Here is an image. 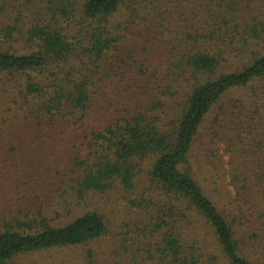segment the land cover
Returning <instances> with one entry per match:
<instances>
[{
	"label": "trees",
	"instance_id": "16d2710c",
	"mask_svg": "<svg viewBox=\"0 0 264 264\" xmlns=\"http://www.w3.org/2000/svg\"><path fill=\"white\" fill-rule=\"evenodd\" d=\"M166 1L169 13L157 10L150 18L140 10L159 9V0H0V137L23 135L34 142L19 155L10 145L11 160L1 156L0 145V163L28 162L30 176L21 183L31 193L75 171L79 196L105 192L114 182L123 191L137 190L130 203L151 216L143 228L148 239L143 253L154 264H264L263 213L252 223L242 206L257 196L264 200L263 148L257 146L243 171L233 175L234 198L228 203L189 167L211 107L229 91L264 80V21L226 12L222 8L230 4L221 0H205L188 11L182 5L187 0ZM121 10L127 18L114 17ZM177 13L176 29L163 24ZM140 23L141 33L151 38L138 52L123 49L125 35L140 34L135 30ZM157 34L169 38L160 42ZM261 94L251 101L262 105ZM90 112L107 121L83 126L89 155L73 150L62 172L53 162L44 167L39 157L46 140L53 139L56 144L48 143L58 149L65 139L58 124L84 122ZM224 115L221 109L216 117ZM253 123L254 131L261 130ZM105 228L97 212L55 225L39 215L2 220L0 264L81 245ZM88 256L92 262L90 251Z\"/></svg>",
	"mask_w": 264,
	"mask_h": 264
},
{
	"label": "rangeland",
	"instance_id": "374dc122",
	"mask_svg": "<svg viewBox=\"0 0 264 264\" xmlns=\"http://www.w3.org/2000/svg\"><path fill=\"white\" fill-rule=\"evenodd\" d=\"M204 1L187 0L182 5L188 11L196 4H203ZM217 1L212 0V3L216 4ZM221 2L231 5L228 8H222L226 12L238 16L248 13L264 21V0H221ZM143 5L145 6V3ZM221 6L228 5L222 4ZM142 7L138 5L137 8ZM168 7L169 2L159 0V9L147 6L145 12L143 9L140 11L143 16L152 18L157 10H160L162 14H168ZM172 10L177 9L172 5ZM127 16V11L121 10L114 17L125 19ZM164 23L167 26L169 23L171 28L176 29L181 23L178 13L168 21L163 20ZM112 24L115 26L116 23ZM142 26L141 23L138 24L135 30L140 34L136 33L135 37L125 35L121 45L123 49L133 48L135 52H138L144 46L143 40L151 38V34L144 29L141 33ZM152 32L155 33L154 30ZM157 35V40L160 42L169 38L168 34ZM155 62L153 59L152 63ZM263 92L264 80H258L246 87L231 90L222 96L211 107L192 145L189 154V167L192 174L208 190L209 188L217 189L219 200L222 202L228 203L233 200L234 192L230 180L237 171H243V165L253 158V154L250 153L257 151V146L263 148L261 151L264 153V103L261 105L251 101L255 94ZM4 108L7 110L9 105H5ZM221 109L225 110V115L216 117ZM254 111L260 112L261 117L252 116ZM92 113H89L91 119L84 120V122L77 123L73 119L64 120L63 123L58 124L62 128V135L65 134V139L59 144L58 149L49 145L48 141L56 144L53 139L46 140L42 157H39L44 167L53 162L54 169L57 168L62 172L73 150L80 149L81 154L89 155V147L85 146L86 138L82 134L85 130L83 126L87 124L102 126L107 121V119L102 120L101 114L96 113L97 117H93ZM253 117L260 120L253 123L251 120ZM251 123L254 126L257 125L256 128L260 126L261 130L254 131ZM16 128L19 129L18 126ZM258 131L260 132L256 133ZM22 136L15 135L12 139L1 136V156L13 159V154L7 151L10 145L17 148L16 152L19 155L24 147L34 144L32 139H24ZM58 137L62 136L58 135L56 139ZM30 156L33 157L32 154ZM3 161L0 163V221L31 219L39 215L46 222L55 225L64 224L87 212H97L105 219L106 228L102 236L81 245L22 254L2 264H154V261L150 262L143 253L146 249L145 244L148 242L146 225L150 223L151 216L142 207L139 208L130 203V199L134 197V191L137 190L123 191L118 183L114 182L112 188L105 192L89 191L79 196L75 185L78 171H75L56 181H47L41 185V189L44 190L31 193L28 192L27 184L21 183L22 176L31 172L27 168L28 162L20 164L9 162L5 166ZM29 176L26 177L29 178ZM140 180L138 179V182ZM30 184L29 188L34 190V183ZM139 185L138 183L137 187ZM243 203L242 206L250 222L257 223L258 213H263L264 218L262 198L257 196L252 202ZM145 226L146 231L143 230ZM89 251L93 256L92 262L88 256Z\"/></svg>",
	"mask_w": 264,
	"mask_h": 264
}]
</instances>
